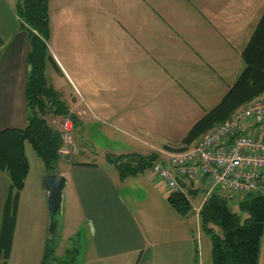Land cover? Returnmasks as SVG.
<instances>
[{
    "label": "rangeland",
    "instance_id": "obj_1",
    "mask_svg": "<svg viewBox=\"0 0 264 264\" xmlns=\"http://www.w3.org/2000/svg\"><path fill=\"white\" fill-rule=\"evenodd\" d=\"M98 1L102 3L98 6V14L95 0L56 2L58 7L65 4L72 6L66 8L67 11L64 9L55 13L58 19H66L64 15L70 20L76 18L74 15L81 18L74 21L77 24L74 38L68 36L70 33L67 30L57 26L53 34L45 39L58 68L51 61L46 64L45 76L51 92L45 94L44 100L53 110H66L70 115L47 116L62 137L60 153L66 159H61L59 170H63L66 164H69L67 159L70 157L102 166L108 165L109 169H113L118 175L120 170H115L114 164L109 165L107 159L126 156L127 161L129 159L127 155L148 156L157 153L159 161L162 150L173 151L166 148V145L172 149L182 147V139L196 120L220 102L235 79L231 66L224 67L216 63L218 59L216 47V51L209 53V58H206L210 62H213V59L217 64L214 70L207 67L210 71L208 73L206 68L202 67L199 69L200 73L197 69L190 77L189 71L195 68L191 63L195 59L185 60L183 72L182 68L178 72L174 70V59L167 60L169 69L162 67L160 70L159 66L151 64L148 56H145L143 47L141 49L137 44L132 48L131 42L129 46V27L126 25L128 24L126 18L133 11V2ZM147 2L161 13L152 10L153 23L150 26L152 33L150 30L149 38L142 32L146 34L143 39L136 25L135 38L152 43L162 37L161 32H165L169 42L174 41L169 40L170 37L181 34L182 28L184 33L207 35L203 30H209L206 24L208 21L202 16L203 13L210 19L222 15L235 21H240V15L244 20L243 15H246V19L250 18L256 23L264 10V0H213L212 3L209 0H147ZM79 3L80 6L74 11L73 5L78 6ZM136 12L138 13L137 7ZM118 16L125 17V25L121 24ZM162 16H165L166 22ZM154 21H159L162 25L155 24ZM70 28L73 31V24ZM199 30L202 32H198ZM80 31L82 38L79 35ZM129 32L131 35V28ZM236 56H239L241 63L240 73L245 64L241 54L238 55L235 51L234 61ZM74 115L76 126L73 123ZM66 122L72 124V130H65ZM73 144L77 147L75 151ZM27 150L33 171L38 170L42 166L41 159L31 146L28 145ZM127 176L119 177L122 193L135 204L148 208L147 196L155 192L152 189L154 187L152 181L153 177H157L151 176L149 169L141 171L136 176L131 175L129 178ZM181 180L184 182L183 190L189 199L191 198L192 206L187 220L188 237L197 251L199 262L212 264L211 240L202 230L197 214L209 193L208 184L206 179H188L186 182L184 179ZM193 191H196V194ZM215 192L222 194L224 191L220 189ZM262 192L264 193V188L254 193ZM240 200L241 197L237 196L229 200V205L244 222L246 214L239 207ZM66 219L62 223V229L65 233L72 231L70 234L72 238L68 242L61 241L57 246V263L83 264V251L78 242L83 235L88 237V230L86 226H80L78 219H73L76 222L75 226H72L73 223L68 217ZM216 232L220 233L218 227ZM261 246L263 256L264 235ZM67 248L68 251H65ZM65 252L67 253L64 257ZM262 256L260 261L264 264Z\"/></svg>",
    "mask_w": 264,
    "mask_h": 264
},
{
    "label": "crops",
    "instance_id": "obj_2",
    "mask_svg": "<svg viewBox=\"0 0 264 264\" xmlns=\"http://www.w3.org/2000/svg\"><path fill=\"white\" fill-rule=\"evenodd\" d=\"M18 1L0 0V131L6 128L24 127L29 114L27 82L30 72L28 55L31 44L29 34L20 25L17 16ZM95 1L98 14V6L102 3ZM127 1L133 2V11L126 18L128 21L126 25L129 27V46L131 42L130 47L132 48H135L137 44L141 49L143 47L145 56H148L151 64L159 66L160 70L162 67L169 69L167 60L174 59L175 68L172 66L174 70L178 72L182 68L181 72H183L182 66L185 60L195 59L191 63L195 68L189 71L190 77L197 69L200 73L199 69L202 67H205L208 73L210 72L208 68L214 70L217 64L213 59V62H210L206 58H209V53L216 51V47L218 49L216 63L219 66H231L233 78L236 80L240 74L241 63L239 56H236L234 61L233 54L235 51L236 54H241L251 36V28L253 30L257 22L253 23L250 18L246 19V15H243L244 20L240 15V21H235L222 15L210 19L207 14L203 13L202 16L208 21L206 24L209 30H203L207 35L184 33V28H182L181 34L170 37L169 40L174 39V41L169 42L165 32H161L162 37L158 41L142 42L135 38L136 27L138 26L137 30L140 31L143 39L146 34L149 38L150 26L153 23L152 10H158L152 4H148L147 0ZM56 2L58 0H49L50 35L55 31V27L60 26V29L64 28L70 33L69 37L74 38L77 32L75 29L77 24L74 21L81 17L74 15L76 18L70 20L64 15L66 19H58L55 13L72 6L65 4L63 7H58ZM209 2L212 3L213 0ZM79 6L80 3L78 6L73 5V10L75 11ZM162 18L165 19V16ZM118 19L122 25H125V17L118 16ZM114 20L121 25L118 20ZM164 21L166 22V19ZM154 23L162 25L159 21H154ZM72 24L73 31L70 28ZM79 35L82 38L81 31ZM176 82L182 84L181 81L176 80ZM252 123V121L246 122L242 132H249L251 128L248 126ZM28 158L30 170L20 194L8 264H41L47 240L50 238L48 192L44 185L47 173L43 162L38 170L33 171L29 155ZM67 160L69 164H66L63 170H59L66 177L62 223L68 217L73 223L72 226L76 225L73 219H78L80 226H86L88 237L83 235L78 242L83 251V264H204L202 261L199 262L197 251L188 237L187 220L189 216L182 215L172 207L168 201V188L165 182L157 177L152 169H149L150 175L157 177H153L152 181L154 185L152 189L155 192L147 196L149 204L146 208L135 204L122 193L119 183L121 175L109 169L108 165L102 166L98 163L70 157ZM107 161L109 165L114 164L109 159ZM114 167L119 171L115 164ZM187 180L184 179L185 182ZM9 185V178L0 171V226ZM71 233L72 231L65 233L61 229L58 239L55 240V237L52 239L56 251L61 241H70ZM56 251L54 259L48 264H61L57 263ZM65 251H68V248ZM261 256L262 251L259 264H262Z\"/></svg>",
    "mask_w": 264,
    "mask_h": 264
},
{
    "label": "trees",
    "instance_id": "obj_3",
    "mask_svg": "<svg viewBox=\"0 0 264 264\" xmlns=\"http://www.w3.org/2000/svg\"><path fill=\"white\" fill-rule=\"evenodd\" d=\"M16 12L31 44L27 82L29 114L24 127L0 131V171L10 180L0 226V264H8L11 256L20 194L30 170L27 147L31 146L41 159L47 174L60 172L62 137L47 116H70L66 110H53L44 100L45 94L51 92L45 76L46 64L51 61L58 68L45 40L50 35L49 0H19ZM241 57L245 66L220 102L193 124L181 141L182 147L172 149L166 145V148L183 151L193 147L202 136L229 119L240 107L264 95V10L241 51ZM73 117L76 126L75 115ZM127 156V161L126 156L109 158L120 170L122 178L152 169L158 162L157 153ZM221 193H212L197 213L202 230L211 240L212 264H259L264 235V194L253 192L241 196L239 207L246 214L242 222L229 205L232 198ZM168 201L182 215H190L191 198L186 193H169ZM216 227L220 233L216 232ZM55 251L53 240L48 239L41 264L52 261Z\"/></svg>",
    "mask_w": 264,
    "mask_h": 264
},
{
    "label": "built area",
    "instance_id": "obj_4",
    "mask_svg": "<svg viewBox=\"0 0 264 264\" xmlns=\"http://www.w3.org/2000/svg\"><path fill=\"white\" fill-rule=\"evenodd\" d=\"M249 121L253 122L248 126L251 130L243 133V126ZM71 125L66 122L65 130H72ZM73 150H77L74 144ZM160 153L152 172L165 182L168 194L184 192L181 179L203 178L209 187L204 200L218 189L232 199L261 191L264 188V96L240 107L193 147Z\"/></svg>",
    "mask_w": 264,
    "mask_h": 264
},
{
    "label": "water",
    "instance_id": "obj_5",
    "mask_svg": "<svg viewBox=\"0 0 264 264\" xmlns=\"http://www.w3.org/2000/svg\"><path fill=\"white\" fill-rule=\"evenodd\" d=\"M44 185L48 192L50 214L49 239L55 237V240H57L62 229L63 192L66 186V177L60 172L47 174L44 178Z\"/></svg>",
    "mask_w": 264,
    "mask_h": 264
}]
</instances>
